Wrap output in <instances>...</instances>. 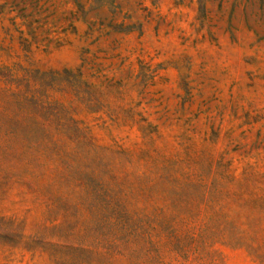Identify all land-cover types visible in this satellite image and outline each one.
I'll use <instances>...</instances> for the list:
<instances>
[{"label": "rangeland", "instance_id": "374dc122", "mask_svg": "<svg viewBox=\"0 0 264 264\" xmlns=\"http://www.w3.org/2000/svg\"><path fill=\"white\" fill-rule=\"evenodd\" d=\"M201 1L0 0V58L78 70L96 100L74 111L95 144L144 148L153 134L166 157L199 150L235 176L256 167L264 182V11L256 0ZM1 176L0 264H65L43 186ZM222 255L220 264H264L245 247ZM90 258L129 264L112 252Z\"/></svg>", "mask_w": 264, "mask_h": 264}, {"label": "trees", "instance_id": "16d2710c", "mask_svg": "<svg viewBox=\"0 0 264 264\" xmlns=\"http://www.w3.org/2000/svg\"><path fill=\"white\" fill-rule=\"evenodd\" d=\"M256 5L264 11V0ZM198 12L203 19V7ZM94 95L78 70L0 58V178L28 174L43 186L61 217L54 245L67 249L65 264H92L91 254L105 252L129 264H220L225 246L245 247L264 263L256 167L235 176L190 148L166 157L153 134L143 136L144 148L95 144L74 111L91 109Z\"/></svg>", "mask_w": 264, "mask_h": 264}]
</instances>
